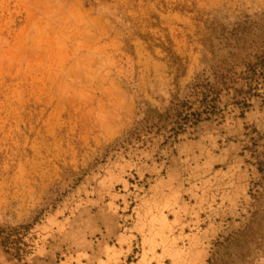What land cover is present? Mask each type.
Returning a JSON list of instances; mask_svg holds the SVG:
<instances>
[{
  "label": "rangeland",
  "instance_id": "obj_1",
  "mask_svg": "<svg viewBox=\"0 0 264 264\" xmlns=\"http://www.w3.org/2000/svg\"><path fill=\"white\" fill-rule=\"evenodd\" d=\"M182 234L204 258H141ZM0 264H264V0H0Z\"/></svg>",
  "mask_w": 264,
  "mask_h": 264
},
{
  "label": "trees",
  "instance_id": "obj_2",
  "mask_svg": "<svg viewBox=\"0 0 264 264\" xmlns=\"http://www.w3.org/2000/svg\"><path fill=\"white\" fill-rule=\"evenodd\" d=\"M217 80L218 77L215 76V82L213 84L207 83L203 85L201 83H197L191 85L189 94L186 95L185 99H173V101L170 102V108L167 109L165 113H161L159 110L147 111L145 117L141 122L138 123L133 132L138 133L141 129L148 127V131L146 133L156 136L158 132H161L168 128L167 132L169 133V136L166 137L164 141V144H167V141L172 138L175 133H184L185 128L186 126H188V124H198L202 121V117H207V115L211 113L209 110L210 106L207 102L208 99H215L219 95L217 92V88H220L221 90V86L218 84ZM196 97H201L199 104L205 107L201 111H194L192 110V106H188L189 104L192 105L188 99ZM211 101L212 99H210V102ZM204 103L207 107L204 105ZM142 124H144V126H142ZM147 124L149 125L146 126ZM3 246L7 249L8 243H3Z\"/></svg>",
  "mask_w": 264,
  "mask_h": 264
},
{
  "label": "crops",
  "instance_id": "obj_3",
  "mask_svg": "<svg viewBox=\"0 0 264 264\" xmlns=\"http://www.w3.org/2000/svg\"><path fill=\"white\" fill-rule=\"evenodd\" d=\"M168 228H164V230H168ZM174 228V227H173ZM133 229V230H132ZM127 229V232L124 234H120L117 237L118 245L121 248L120 251L114 253L112 258H126L130 255V252L133 247V238L134 233L142 231L140 227L137 225L135 228ZM187 229V228H184ZM181 237H176L173 242H175L176 247H165V242H159V240L156 237L151 238V236H144L145 240L143 242V255H141V258H204V254L201 250H199L200 247V238L198 236L188 235ZM190 242L191 248L182 249L179 248L177 245L180 242ZM171 242V240H168V244ZM167 244V241H166ZM172 243L171 245H173ZM198 247V249L196 248Z\"/></svg>",
  "mask_w": 264,
  "mask_h": 264
}]
</instances>
